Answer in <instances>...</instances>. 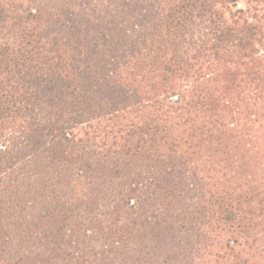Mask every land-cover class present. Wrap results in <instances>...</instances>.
Masks as SVG:
<instances>
[{
	"label": "trees",
	"instance_id": "obj_1",
	"mask_svg": "<svg viewBox=\"0 0 264 264\" xmlns=\"http://www.w3.org/2000/svg\"><path fill=\"white\" fill-rule=\"evenodd\" d=\"M0 264H264V0H0Z\"/></svg>",
	"mask_w": 264,
	"mask_h": 264
},
{
	"label": "rangeland",
	"instance_id": "obj_2",
	"mask_svg": "<svg viewBox=\"0 0 264 264\" xmlns=\"http://www.w3.org/2000/svg\"><path fill=\"white\" fill-rule=\"evenodd\" d=\"M101 2H103V0H95V4H100ZM244 1H241V3L242 4H244L243 3ZM105 123V122H104ZM103 125V124H102ZM93 241V240H92ZM93 244L90 246V247H92V249L91 248H89V250H91V251H93L92 252V254L89 256V259L91 260H93V258L92 257H97L98 255H99V253H98V251H99V246L97 245V243L96 242H92ZM97 255V256H96ZM99 257V256H98ZM99 261V260H98Z\"/></svg>",
	"mask_w": 264,
	"mask_h": 264
}]
</instances>
